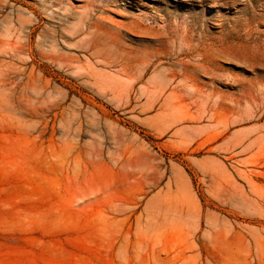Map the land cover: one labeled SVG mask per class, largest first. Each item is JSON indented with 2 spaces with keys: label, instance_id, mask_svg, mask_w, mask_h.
<instances>
[{
  "label": "rangeland",
  "instance_id": "1",
  "mask_svg": "<svg viewBox=\"0 0 264 264\" xmlns=\"http://www.w3.org/2000/svg\"><path fill=\"white\" fill-rule=\"evenodd\" d=\"M260 145L264 0H0V264H264Z\"/></svg>",
  "mask_w": 264,
  "mask_h": 264
},
{
  "label": "bare ground",
  "instance_id": "2",
  "mask_svg": "<svg viewBox=\"0 0 264 264\" xmlns=\"http://www.w3.org/2000/svg\"><path fill=\"white\" fill-rule=\"evenodd\" d=\"M10 50H14V49H10ZM244 138V137H243ZM261 140V139H260ZM242 142V141H241ZM258 142H259V140H258ZM261 147H262V145H260L259 147H258V149H257V155H256V157H257V159L258 160H263L264 159V153L263 152H261L260 150H261ZM250 149H252V143L250 144V145H248V147L246 148V150H250ZM264 165H262V167H263ZM257 171V170H256ZM259 175H261L262 176V179L264 180V172H260L259 173ZM251 182V181H250ZM252 186H254L255 187V185L253 184ZM257 187V186H256ZM257 198H258V200L260 201V203L258 204L259 206H258V208L260 209V212H261V214L263 215V213H264V187H262V186H260V187H257ZM137 246H139V245H137ZM231 246H232V244H231ZM237 247V246H236ZM238 250V249H237ZM236 250V251H237ZM145 251H146V249H145ZM145 251H143V252H145ZM229 251H230V249H229ZM142 252V251H141ZM231 252V251H230ZM232 253V252H231ZM233 254V253H232ZM131 255L134 257V258H145V256H141V253H139V252H137L136 251V249L134 250L133 249V252L131 253ZM235 256H236V253L234 254ZM240 258V257H239ZM152 259L154 260V254H153V252H152ZM240 260V259H239ZM238 260V261H239ZM241 261H242V258H241Z\"/></svg>",
  "mask_w": 264,
  "mask_h": 264
}]
</instances>
